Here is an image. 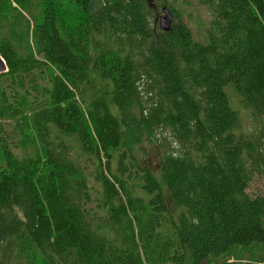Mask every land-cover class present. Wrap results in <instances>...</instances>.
<instances>
[{
  "label": "trees",
  "instance_id": "trees-1",
  "mask_svg": "<svg viewBox=\"0 0 264 264\" xmlns=\"http://www.w3.org/2000/svg\"><path fill=\"white\" fill-rule=\"evenodd\" d=\"M195 1L0 0V264H264V0Z\"/></svg>",
  "mask_w": 264,
  "mask_h": 264
},
{
  "label": "rangeland",
  "instance_id": "rangeland-1",
  "mask_svg": "<svg viewBox=\"0 0 264 264\" xmlns=\"http://www.w3.org/2000/svg\"><path fill=\"white\" fill-rule=\"evenodd\" d=\"M168 1L171 4H173L175 7L183 10L181 11V13L183 14L185 20L192 27H197L198 25H203L207 22L208 20L207 11L203 7L199 6L195 0H168ZM157 10L159 13L156 11L157 13H155L153 16L154 17L156 15L162 16V14L160 13V9ZM227 90L228 89H226V91ZM227 94L231 96V99L233 101L231 107L234 110H236L238 113L242 132L252 131L254 129L256 130L260 129L261 131L264 132V117L263 119H258L253 117L248 109L244 108L239 104V101L235 96V94L229 91ZM147 158L150 160L151 156ZM150 161H152V159ZM248 193L253 196L255 195L264 196V176L253 178V180L249 185Z\"/></svg>",
  "mask_w": 264,
  "mask_h": 264
},
{
  "label": "water",
  "instance_id": "water-1",
  "mask_svg": "<svg viewBox=\"0 0 264 264\" xmlns=\"http://www.w3.org/2000/svg\"><path fill=\"white\" fill-rule=\"evenodd\" d=\"M146 1L149 3L150 6H153L151 4L150 0H146ZM154 10L157 11L156 8H154ZM161 12H162V16L158 17L159 25L163 31H167V30H169V28L171 27V24H172V15L165 8H162ZM6 70H7L6 65H5L3 59L0 57V73L5 72Z\"/></svg>",
  "mask_w": 264,
  "mask_h": 264
},
{
  "label": "flooded vegetation",
  "instance_id": "flooded-vegetation-1",
  "mask_svg": "<svg viewBox=\"0 0 264 264\" xmlns=\"http://www.w3.org/2000/svg\"><path fill=\"white\" fill-rule=\"evenodd\" d=\"M159 17V16H158Z\"/></svg>",
  "mask_w": 264,
  "mask_h": 264
}]
</instances>
